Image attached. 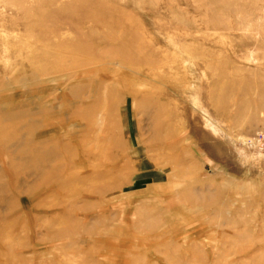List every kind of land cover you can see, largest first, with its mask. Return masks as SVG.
I'll return each mask as SVG.
<instances>
[{"label": "rangeland", "instance_id": "374dc122", "mask_svg": "<svg viewBox=\"0 0 264 264\" xmlns=\"http://www.w3.org/2000/svg\"><path fill=\"white\" fill-rule=\"evenodd\" d=\"M0 264H264V0H0Z\"/></svg>", "mask_w": 264, "mask_h": 264}]
</instances>
